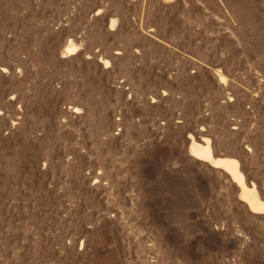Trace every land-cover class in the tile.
Listing matches in <instances>:
<instances>
[{
	"label": "rangeland",
	"instance_id": "rangeland-1",
	"mask_svg": "<svg viewBox=\"0 0 264 264\" xmlns=\"http://www.w3.org/2000/svg\"><path fill=\"white\" fill-rule=\"evenodd\" d=\"M205 140L264 202V0H0V264H264Z\"/></svg>",
	"mask_w": 264,
	"mask_h": 264
},
{
	"label": "bare ground",
	"instance_id": "bare-ground-1",
	"mask_svg": "<svg viewBox=\"0 0 264 264\" xmlns=\"http://www.w3.org/2000/svg\"><path fill=\"white\" fill-rule=\"evenodd\" d=\"M114 24H111V26ZM77 51V47L70 42L65 52L67 54H74ZM66 54V55H67ZM210 142L205 140V145H191V156L199 161H206L213 167L224 170L231 178L232 182L236 184L240 189L239 198L246 203L248 209L253 214H261L264 212V202L260 201L257 197L255 188H247L244 184V177L239 170V163L231 158H219L215 159L212 155Z\"/></svg>",
	"mask_w": 264,
	"mask_h": 264
}]
</instances>
